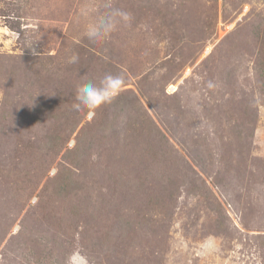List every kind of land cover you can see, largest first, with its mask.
Returning <instances> with one entry per match:
<instances>
[{"label":"rangeland","instance_id":"rangeland-1","mask_svg":"<svg viewBox=\"0 0 264 264\" xmlns=\"http://www.w3.org/2000/svg\"><path fill=\"white\" fill-rule=\"evenodd\" d=\"M0 264H264V0H0Z\"/></svg>","mask_w":264,"mask_h":264},{"label":"clouds","instance_id":"clouds-1","mask_svg":"<svg viewBox=\"0 0 264 264\" xmlns=\"http://www.w3.org/2000/svg\"><path fill=\"white\" fill-rule=\"evenodd\" d=\"M115 15L128 18L127 13L117 12ZM113 23L110 21H100L89 24L86 28V36L93 41L104 39L112 30ZM79 57L76 54L68 58L69 63L78 62ZM124 80L119 75L106 74L99 80H90L84 78L83 81L76 85L75 103L72 107L76 111L86 112L89 116L103 106L110 105L119 95L123 88Z\"/></svg>","mask_w":264,"mask_h":264}]
</instances>
